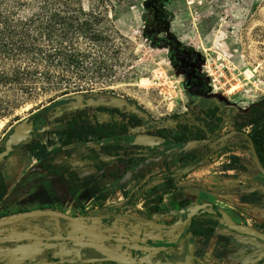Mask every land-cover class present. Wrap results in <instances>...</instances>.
<instances>
[{
    "label": "rangeland",
    "instance_id": "rangeland-1",
    "mask_svg": "<svg viewBox=\"0 0 264 264\" xmlns=\"http://www.w3.org/2000/svg\"><path fill=\"white\" fill-rule=\"evenodd\" d=\"M143 1L80 0L85 12L101 15L98 30L107 44L99 47L81 39L74 48L100 57L106 53L110 71L84 82L61 83L58 91L67 90L66 97L38 86L0 120L1 153L11 133L25 120L35 119L32 134L0 160V179L6 189L0 216H8L6 224L31 222V241L38 249L46 246L31 260L18 255L12 261V250L0 249V264H148V259L151 264H260L264 260V241L229 229L212 209L200 211L193 220L207 226L215 223L214 234L195 237L192 243L187 235L177 244L185 213L203 203L220 207L245 228L258 230L264 221V173L238 147L241 138L232 133V113L225 114L221 130L208 142L172 143L178 124L204 131L213 128L215 121L203 111L215 101L246 110L264 99V0H170V31L181 43L179 52L155 48L144 38ZM192 80L207 89L204 99H191L192 87L186 83ZM75 83L82 87L80 92H74ZM76 94L84 99L72 101L70 96ZM111 98L126 100L128 106L113 104ZM112 109L118 110L123 123L134 117L142 126L161 132L167 146L137 149L143 153L137 157L126 141L86 145L73 138L65 143L67 123L76 115L81 113L94 126L108 122L107 111ZM140 162L145 166L135 170ZM66 167L77 174L79 184L62 174ZM181 171L185 177L178 186L192 205L186 210L174 209V196L159 187L165 175ZM153 187H159L163 196L164 215L151 216L147 222ZM41 210L61 212L102 236L130 235L124 228L131 226L136 228L134 237L166 233L172 239L152 241L153 253L135 262L126 258L118 241L102 242L66 220L34 213ZM67 235L80 236V241L43 239ZM52 246L56 249H49ZM167 248H178L179 253L173 258L156 254Z\"/></svg>",
    "mask_w": 264,
    "mask_h": 264
},
{
    "label": "trees",
    "instance_id": "trees-1",
    "mask_svg": "<svg viewBox=\"0 0 264 264\" xmlns=\"http://www.w3.org/2000/svg\"><path fill=\"white\" fill-rule=\"evenodd\" d=\"M169 3L170 0L142 2L146 13L143 18V36L155 48L172 47L179 52L181 43L170 31V16L167 10ZM26 11L29 13L27 16L23 14ZM101 19L100 14L85 12L80 6V0H0V120L7 115L9 109L16 107L36 91L38 86L58 92L59 97H66L70 94L67 90L58 91L61 83L72 80L84 82L89 76L108 73L110 70L104 58L106 53H101L100 57L90 50L74 48L81 39L99 47L106 46L107 37L98 30ZM194 84L193 80L186 83L192 87L191 99H204L207 89ZM74 85V92H80V84ZM229 112L232 113V133L241 138L237 142L238 147L249 153L257 169L264 173V99L254 102L246 110L215 101L212 107L203 111L209 120L215 121L213 128L204 131L200 128H190L186 124H178L172 136V143L186 145L208 142L221 130L225 114ZM109 115L108 123L94 126L82 119L81 113L76 115L67 123L65 143H69L73 138L86 142L89 137H93L99 144L107 138L111 143H119L121 138L129 133L130 128L141 125V121L134 117L123 123L120 117H117L120 114L116 109L110 110ZM126 145L130 146V139H127ZM231 159L238 158L232 156ZM183 173L181 171L165 175L159 187L164 188L165 194L174 196V209L180 206L186 210L192 205L178 186L185 177ZM62 174H67L75 185L79 184L77 174L68 167L62 170ZM68 187L71 189V195L77 199L76 192L70 185ZM159 187L150 189L155 196L147 208V218L164 215L161 207L163 196L158 194ZM5 195L6 189L0 179V200ZM6 219L8 216H0V221ZM187 230L190 237H209L214 234L215 223L207 226L191 220ZM258 231L264 233V221L259 225Z\"/></svg>",
    "mask_w": 264,
    "mask_h": 264
},
{
    "label": "water",
    "instance_id": "water-1",
    "mask_svg": "<svg viewBox=\"0 0 264 264\" xmlns=\"http://www.w3.org/2000/svg\"><path fill=\"white\" fill-rule=\"evenodd\" d=\"M70 99L72 101H80L82 99H84V96L82 94H76L74 96H70ZM110 101L113 104H117L120 106H128V103L126 102V100H121V99H117V98H111ZM133 108V107H131ZM32 131V120H25V122H23L22 125H19L12 133H11V138L7 141L6 145H5V150L4 152L0 155V160H2L4 158L5 155L10 154L12 151H14L20 144H22L30 135ZM167 144V141L157 137V136H149V135H145V134H137L134 136V138L131 141V145L133 146H142V147H151V146H159V145H165ZM205 209H212L215 212H217V214L224 220V222L226 223V225L228 226L229 229L233 230L236 233L242 234V235H246L249 237H254L256 239H259L261 241H264V233H261L258 230H254V229H249V228H245L242 227L241 225L235 223L230 216L220 207L214 205V204H209V203H203L200 205H196L195 207L191 208L188 212L187 215V224L190 223L191 218L199 213L200 211H203ZM36 215H42V216H54L56 218H60L62 220H66L67 222L74 224L88 232H90V234L95 237L97 240L105 242V241H118V242H122L123 240L121 238H112L110 236H102L100 234H98L97 232H95L94 230H92L91 228L87 227L84 224H81L78 222V220H76L75 218L72 217H68L65 214L61 213V212H57V211H53V210H41V211H36L34 212ZM6 220H1L0 221V227L6 225ZM45 242H59V243H67V242H79L80 241V236H76V235H67V236H50V237H46L43 238ZM35 240L37 241H41V239L39 238H35ZM127 241V240H125ZM95 261V260H93ZM111 261V260H110ZM91 260L89 261H84V263H90ZM261 264H264V260H262Z\"/></svg>",
    "mask_w": 264,
    "mask_h": 264
},
{
    "label": "flooded vegetation",
    "instance_id": "flooded-vegetation-1",
    "mask_svg": "<svg viewBox=\"0 0 264 264\" xmlns=\"http://www.w3.org/2000/svg\"><path fill=\"white\" fill-rule=\"evenodd\" d=\"M109 111L110 110H108L107 111V115L109 116V118H110V115H109ZM31 120H32V127L34 126V123H35V119L34 118H31ZM109 121V120H108ZM106 123H108V122H106ZM105 123V124H106ZM22 125V124H21ZM100 125V124H99ZM144 127V128H143ZM131 129V128H130ZM130 129H129V131H130ZM136 129H139V131L138 132H134ZM132 131L131 132H129L126 136H123L122 138H121V141H126L127 142V139H130V146H129V149L131 150V151H133L135 154H133L134 156H137V157H143V153H139V152H137V149L138 150H145V149H147V148H151V147H142V146H133V145H131V141H132V139L134 138V136L135 135H137V134H145V135H149V136H157V137H160V138H162V139H164V137H163V135L161 134V132H159L158 130H150V129H148L147 127H145V126H142V124L141 125H139V126H137V127H135V128H132L131 129ZM32 134V133H31ZM11 138V135L9 136V138L7 139V141L9 140ZM164 140H166V139H164ZM120 141V142H121ZM167 141V144H168V140H166ZM78 142H80V141H78ZM92 142H95V143H97V144H99L98 142H96L95 140H94V138L93 137H89V140L87 141V142H80V143H86V145H89V144H91ZM106 142H110L109 140H108V138L105 140V141H103L102 143H106ZM7 143V142H6ZM101 143V144H102ZM167 144H165V145H160V146H167ZM21 145V144H20ZM19 145V146H20ZM100 145V144H99ZM126 145V144H125ZM174 145V144H173ZM18 146V147H19ZM17 147V148H18ZM131 147H134V148H131ZM4 150H5V147H4V149L3 150H1V153H0V155L4 152ZM9 156V155H8ZM7 156V157H8ZM7 157H4L3 159H5V158H7ZM150 158H152L151 156H149L148 157V159H150ZM146 160V159H145ZM145 160H143V161H145ZM145 165H144V162H140L137 166H135L134 167V169L136 170H139V169H142L143 167H144ZM134 170V171H135ZM189 212V211H188ZM188 212L187 213H185V217H186V219H185V226H184V230H183V232H181V235H180V237L178 238V245H180L179 243H180V241L182 240V238L183 237H185V236H187L188 234H187V226H189L190 225V223H191V221H190V223L189 224H187V215H188ZM231 218V217H230ZM191 220H193V217L191 218ZM120 236H122V237H120ZM120 236H118V238H121L123 241L122 242H119L120 244H123V247H122V252L124 253V251H125V253H126V258H128L129 260H135V262H138V261H140V259H142V258H144V257H148V255L150 254V253H153V252H151V250H152V248L150 247V246H152L154 243L153 242H156V241H154V240H151L150 238H143V237H139V236H135L134 237V235H129V234H123V235H120ZM110 237H112V238H115L114 236H111L110 235ZM194 238L195 237H190V239H191V243L193 242V240H194ZM125 240H127V241H125ZM153 241V242H152ZM109 242H113L112 240L111 241H109ZM157 243H160V242H157ZM156 244V243H155ZM177 245V246H178ZM169 248H167V249H164V250H162V251H159V253H156V254H158V255H161V256H163V257H165L164 255H166L167 254V257L168 256H171V258H173L175 255H177L179 252H178V248L176 249V251H172V250H168ZM189 250H190V248H189ZM169 253H172V255H170ZM157 255V256H158ZM156 256V257H157ZM170 258V259H171ZM166 259V258H165ZM169 259V260H170ZM149 260V263L148 264H151V262L150 261H152V260H150V259H148ZM189 261L191 260V259H188ZM121 263L123 264V263H128V262H124V261H121ZM190 263V262H189Z\"/></svg>",
    "mask_w": 264,
    "mask_h": 264
},
{
    "label": "crops",
    "instance_id": "crops-1",
    "mask_svg": "<svg viewBox=\"0 0 264 264\" xmlns=\"http://www.w3.org/2000/svg\"><path fill=\"white\" fill-rule=\"evenodd\" d=\"M133 216V215H132ZM146 221L149 222L150 220ZM141 220H143L142 218H140ZM131 221H136L133 218H131ZM53 223V222H51ZM54 225H56V223H53ZM131 225H136V224H131ZM32 223L30 222V224H24L22 222L19 223H14V224H6L4 226H2L0 228V249L3 248H7L12 250L13 252V258L11 259L12 261L16 260V257L21 256L23 257V259H33L34 257H36L37 255L40 254V251L44 252V250L46 251V246H44L43 248L38 249L37 248V244L36 242H32L31 241V237L28 236V234L33 233V230H31L32 228ZM24 228V229H23ZM126 229V233H130V235H133V233H135V227H131L128 226V228H124ZM137 233V232H136ZM26 236L28 238H26ZM180 237V236H179ZM154 238V239H153ZM153 238H150L151 240H154L156 242H164L166 241V239H172V236H168V234L163 233L161 236H154ZM28 248H30V250H28ZM56 249L55 246L50 247L49 249ZM26 250V252H25ZM170 254V253H169ZM171 255V254H170ZM9 260L8 263L11 261Z\"/></svg>",
    "mask_w": 264,
    "mask_h": 264
},
{
    "label": "bare ground",
    "instance_id": "bare-ground-1",
    "mask_svg": "<svg viewBox=\"0 0 264 264\" xmlns=\"http://www.w3.org/2000/svg\"><path fill=\"white\" fill-rule=\"evenodd\" d=\"M1 127V126H0Z\"/></svg>",
    "mask_w": 264,
    "mask_h": 264
}]
</instances>
